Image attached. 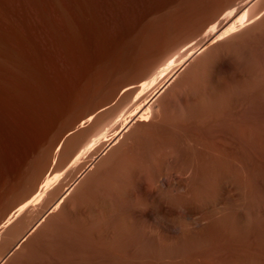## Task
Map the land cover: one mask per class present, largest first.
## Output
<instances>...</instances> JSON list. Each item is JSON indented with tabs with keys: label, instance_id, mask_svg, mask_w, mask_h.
Masks as SVG:
<instances>
[{
	"label": "rangeland",
	"instance_id": "rangeland-1",
	"mask_svg": "<svg viewBox=\"0 0 264 264\" xmlns=\"http://www.w3.org/2000/svg\"><path fill=\"white\" fill-rule=\"evenodd\" d=\"M80 1L82 2V0H79V2ZM87 1L90 2L89 5H91V8L93 9L91 11L93 12L92 14H94V17L92 16V22H94L93 24L95 25L98 24L97 27L101 28L102 31L97 30L96 26L94 29V26L92 28L90 24H85L86 20L84 19V15L80 17L81 15L73 14L70 18L69 16H63L62 18L61 14L54 9L47 10L49 13H46V11H43L42 13L39 12L35 14L36 16L33 15V17L29 16V14H27L28 16H23L26 26L24 25L25 27L22 29L23 26L14 25L12 21L2 13L3 11L0 7V25L3 29H1L2 34L4 33L3 35L6 39L11 41L9 43H12L11 45L14 48L16 47L18 50L21 49L23 53L22 56L27 57L34 68V72L32 70L30 77H24L21 74L26 81L23 80L22 76L19 73H16L15 70L6 69V72H0L1 74L3 73L1 76L7 78V81L12 79V77L15 79H12V81L10 80L12 85L9 84L12 86L10 87L11 89H18L14 90L15 93L18 91V95L16 93V101L14 102L16 105H13V108H15L14 110L18 117H21V123H25L28 126L26 127V125L23 124L24 127H26L25 130L28 134V145L24 158H13L9 160L8 163L5 161V164L4 162L2 163V159H0L2 163L1 165H3L2 167L0 165V212L11 196L25 188V184L27 183L22 181L23 173L27 168L29 170L33 164L35 165L37 162V153L43 146L45 140L52 137L64 136L67 128L70 127L71 124L73 125L76 123L81 114L85 113L86 110V112H90V110L97 111L99 107L106 104L110 106L107 110L108 113L106 112L107 114L105 113L101 116V118H103L102 130L108 128L110 130L108 129L106 132L103 130L104 132L102 131V133L105 137L110 136V133L113 131L112 124L114 123L115 118L116 120L117 118L123 119V117L129 112L135 110L138 105L137 99H139V89L129 93V95L124 98L126 100H122L123 102H119V98L122 94L119 90H121L122 83H125L133 74L145 68L149 62L156 58L159 53L166 49L167 46L180 40V38L194 28V26H196L197 23H199L207 13L213 9V7L215 8L216 5L222 2L221 0H148L145 3V6H143L144 9L142 8L145 11L142 9L140 10V8L138 10L131 9L129 13L125 14V12H121V7L123 6L122 0ZM120 1L122 2L120 3ZM237 1L239 2L241 0ZM82 3L84 4V2ZM106 4H111L116 10L114 16L115 18L117 17V27L109 24H106V26L100 16V12L98 11V13L96 11L97 8L98 10L100 9V5L104 6ZM118 10L120 12L119 14L117 13ZM116 13L119 16H116ZM120 16L122 17L119 18ZM69 25L72 27H69ZM124 27L127 28V30ZM194 36L199 37L197 33L193 34V40L191 42L197 39H194ZM237 45H239V48L237 46L232 50L235 51L237 49L238 51H236L235 54L233 51L230 52L228 58L237 62V66L240 65L238 69L240 68V76L242 75L241 77L243 78L236 76L238 77V80L235 77L236 80L234 81L229 78L231 83L228 81L227 84L229 83V86L227 85V87H230V84L232 85V83V86L234 87L235 82L236 86L238 85L237 82H239V86L237 88L236 86L234 88L231 86V89H227L228 92L226 96H229V98L226 97V100L228 101L230 99L231 102L228 101L230 104L232 101H235V103L239 102L237 105H240L239 107L242 112L249 106L255 107L256 110L261 108L257 111V113H259L264 108V31L261 30L260 32L258 31L249 35ZM185 46L186 45L183 47L177 46L179 48H177L178 51L174 54L175 58L180 55L181 50L179 49H183ZM15 74L16 76H13ZM17 75H20L21 77ZM33 75H35L36 78ZM16 79L19 80V83H17L18 81ZM27 80H30V82H27ZM13 82L17 83V85L15 84L14 86ZM231 94L233 95V99L230 98V96L232 97ZM189 103H191V101H189ZM183 105L185 104L181 102V107ZM185 106H183L184 108L182 107V111L183 109L185 111ZM24 120L25 122H23ZM107 124H109V127ZM206 127V125L203 126V129L201 130H204ZM174 128L175 132L172 131L174 134L171 136L172 139H170L171 145L174 148V150L172 149L171 151H173L174 154L171 151L168 152L166 154L167 156L163 158L165 162L162 160L161 152H157V148L154 147L155 145L153 142L159 140L156 138V135L154 136L155 140L153 139L155 133H153L152 136L142 138L141 141L144 146L141 145L140 141L139 148H136L138 152L137 150H134L129 153L122 152L118 155L115 154L114 156H111L113 158H110V163H107L108 165L106 164V166H104L105 168L103 167L101 169L102 173L97 182L90 186L86 185L85 187H82V189L76 193V201L72 202L69 200L71 194L68 195L66 200L69 209L62 212L57 208L54 209L55 211L53 210L50 212L48 216L45 217L47 220H42L35 230L29 234L28 238L24 240L22 243L24 248H22L21 245L20 248H17L14 251L12 249L15 244L46 213L48 208L58 199L65 188L72 184V182L78 177V174L84 171V169H87L91 162L92 164H94V162L96 164L102 157L106 154L108 155L111 149H101L95 151V153L92 151V154L90 153L91 155L88 156L86 154L87 157L85 155V158H81L78 165L77 163L75 165L67 164L69 163L70 158L66 159L65 162H61L64 161L61 158V160H59L57 158L55 159L53 156L49 157L47 159L48 161H46L48 165L56 166L57 164V166H60L54 170V173L56 172L58 178L53 183V189H49L50 191H48V193L46 192L45 196H43L35 205L28 207L29 209H26L27 211L29 210L28 212L25 210L24 213L20 214L22 216H16V218H13L14 220L12 219L11 223L8 224V227L6 228L8 231L5 232V229L0 233V260L7 254V256H9L3 264H264V250L262 252V250L251 249V247L253 248L252 240L250 238L251 236L248 234L247 230L245 232L242 225L240 226L241 230L238 228L239 224L237 225L236 228L239 232L235 230V236L233 235L231 238L232 241L223 240L224 237L220 232L217 233L219 230L216 231L217 228L215 226H213L214 228L210 227V229L209 227L208 229L204 227L203 231L200 227L199 230L197 227L193 228V230L191 228L190 233H188L187 236L185 235L181 237L183 239L174 238L170 240L165 237L162 238V235H160L155 238V240H151L152 238L149 237L146 229L147 225H144L145 222L142 220H134L125 212V209H127L128 206H137L139 204L138 206L142 208L146 205L144 204L145 201H141L143 199L139 194L135 193L138 191L136 184L137 179L150 176L153 177V175L158 174L160 171H163V173H169L174 167H178V164L182 162L179 158L183 157L182 159L184 160L186 152L184 153V148L181 146L180 139L178 140L179 137L177 136L180 127L176 125ZM105 133L108 134L106 135ZM150 143L152 146L148 147ZM242 147L241 156L239 155V157H237V159L239 158L237 160L239 162L236 164L238 166L232 163V161L230 162L231 159H228L231 158V155H225V157L224 154H222L223 156H221V154L220 156L217 155L218 159L220 158L222 161L226 160L223 163H226L225 165L228 167V175L221 174L220 176V173L217 172L219 169L217 168V170L216 167H213L216 164L213 159L209 160L211 166L210 169L212 171L215 169L217 170H215L216 172L214 171L215 173L213 172L218 178L217 180L220 181V177L222 179L225 178L223 179L225 182L233 183L235 190H239V192L242 191V194L240 195L241 198L246 196L247 200L252 198V201H254L253 203L259 204L264 201L263 137L260 136V134L255 135L254 138L245 135L242 138ZM56 148H58V143L54 146V149ZM150 148L155 149V152L152 150L153 153L149 155L148 151H150ZM175 150L177 151L175 152ZM196 151L194 153V155L197 153L195 155L197 157L196 159L201 158V152H198V150ZM152 154L153 156H151ZM56 160L60 162L58 163ZM171 160L174 161L172 162ZM177 161L180 163H177ZM155 162H158L157 165H155ZM162 163H164L163 166ZM206 183L207 185L209 184L208 186L211 188H209L211 190L210 192H212V183H208V181ZM247 186L249 187L248 190ZM180 190L183 191L182 189ZM198 190L199 194L197 195V198L199 199H196V202L198 201L196 203L197 206H206L208 203L213 202L218 203V198L216 197V199L215 195H212L215 191L209 193L208 195L210 196L207 195L206 197L204 194L200 196L202 188ZM243 191L244 193H248L243 194ZM171 192L172 191H169L168 189L159 190L158 194L160 195H158V198L161 197V201L170 199L172 201L173 199L172 202L175 204L177 202V205L182 209L191 204V200L188 196L183 197V194L181 195L182 197H180L175 191H173V193ZM249 193L251 196L248 195ZM138 197H140V199ZM176 197L178 198L175 199ZM200 198L202 200H200ZM160 200H156L153 204L154 209H158L156 211H159L158 215H160V218L162 217L161 219L164 222L171 219L176 221L179 216L176 214H173V216L166 215L161 209ZM248 201L251 203V200ZM216 206L215 207L220 210L219 205L217 204ZM216 208L213 209L215 212H213V210L207 211L208 214L210 212L213 213H210V216H206L210 218L213 216L214 218L212 219H215L218 211H216ZM204 214H206V212ZM238 220L241 221L239 216H236V221L238 222ZM194 229H197L198 231H194ZM206 230L207 232L209 231V233L211 232V234L207 233ZM212 231L214 235L213 238H211L213 236ZM10 232L11 234L9 235ZM101 232H104L106 234L104 236L106 237H100ZM243 233H245L248 238L243 235ZM209 235L212 236L210 237ZM249 241L251 243H249ZM239 242L241 244H239ZM171 254L174 255L172 256Z\"/></svg>",
	"mask_w": 264,
	"mask_h": 264
},
{
	"label": "bare ground",
	"instance_id": "bare-ground-1",
	"mask_svg": "<svg viewBox=\"0 0 264 264\" xmlns=\"http://www.w3.org/2000/svg\"><path fill=\"white\" fill-rule=\"evenodd\" d=\"M122 1H120V3L121 2L123 3V6L121 7L122 10L121 9L119 10H121V12H125L126 14V13H129L131 9L133 10H138L139 8L140 10L142 8L144 9L143 6H145V3L148 0H122ZM221 1L222 2L216 5L215 8L213 7V9L210 10V12L207 13V15L199 23H197L196 26H194V28H192L190 31L184 34V36L181 37L180 40H178L172 45L170 44L169 46H167L166 49H164L161 53L158 54L156 58H154L151 62H149V64L145 68L133 74L131 78L129 77L130 78L128 79L129 81L127 80L125 83L123 82L122 85L120 84L122 87L120 86L121 90L119 91L122 94H121V97L119 98L120 100L119 102H121L126 96H128L129 93H132V91L134 92V90L139 89L140 91V93L138 92L139 96L137 95L139 97V99H137L138 105L135 110L129 112L125 117L122 116L123 119L117 118L116 120L115 118V121L112 124L113 131L112 132L109 131L111 132L110 136L105 137L104 134L102 133L104 129L102 130V124H103L102 119L103 118H101V116H103L106 112L108 113L107 110L110 106L106 104L104 106L99 107L97 111L90 110V112H86L87 111L86 110L85 113L81 114V116L78 118L76 123H74L73 125L71 124V126L67 128V131L66 133H64V136L60 137L59 136L60 134H59L57 135L59 137H52L44 141L43 146L39 149L37 153V159H36L37 162L35 163V165L33 164V166L29 170L27 168V170L23 173L22 181L24 183H27L25 184L26 185L25 188L21 189V191L11 196L10 199H8V201L4 204L0 212V233L8 227V224L11 223L13 218H16V216H22L20 214L24 213L26 209H29L28 207L35 205L37 202H39V200L43 196H45L46 192L48 193V191H50L49 189L52 188L53 183L58 178V175L56 174V172L54 173V170L60 166L59 165L57 166V164L56 166L48 165L46 161H48L47 159L49 157L53 156L55 159L56 158L59 160L63 159L64 161H61V162H65L66 159L70 158V161L67 164L75 165L77 163L78 165L79 164L78 162L80 161V159L83 158L86 154L88 156L91 155L92 151H94L95 153V151H98L101 149L103 150L111 149V150L109 151L110 153L108 155L106 154L96 164L95 162L94 164H92L91 162L90 166L87 169H84V171L78 174V177L72 182V184H70L68 187L65 188V190L58 197V199L48 208L46 213L26 232V234H24V236L15 244L12 250L15 251L17 248H20L24 240L28 238L29 234H31L32 231H34L35 228L42 222V220L46 219L45 217H47L48 214L52 212L54 209L59 208L62 212H65L67 209H69L67 207L68 203H67L66 197L71 194L69 197V200H71L72 202L76 201L77 200L76 193L79 192V190L82 189V187H85L86 185L90 186L91 184H94L95 182H97V180L100 178L101 173H102L101 169L104 166H106L107 163H110L109 162L110 158H113L111 156H114L115 154L118 155L119 153H122V152L129 153L134 150H137L139 148V143L142 140V138L152 136L153 133H155L153 135V139H154V136L156 135L157 136L156 138L159 140H156V142H153V144L155 145L154 146L155 148L159 149V150L156 149V151L161 152L162 160L164 161L163 158L167 156L166 154L170 152L172 149L174 150V148L171 145L170 139H172L171 136H173L175 132L174 127H176L177 125L180 127L179 131L177 130L178 131L177 136L179 137L178 140L180 139L181 146H183L184 148L183 149L184 153L186 152L185 153L186 156L184 157V160L182 159L183 157L179 158L180 161L182 160V162L180 163L179 161H177V163H180L178 164L179 166L174 167L173 170L170 169L171 171L169 173H166V172L163 173V171H160L159 173L157 172L158 174L153 175V177L150 176L151 179L150 177H147V178L143 177V178L137 179L136 184H137L138 191H136L135 193L139 194V196L143 199L141 201H145L144 204L146 205H144L145 207H142V208L138 206L139 204L137 206H131V207L128 206V208L125 209V212L127 213V215L134 220H142L145 222L144 225L145 224L147 225L146 229H147L149 237L152 238V239L150 238L151 240L153 239L155 240V238H157L160 235H162V238L165 237L170 240L174 238H181L185 235L187 236V234L190 233L191 228L193 230V228L197 227L199 230V227H200L202 228V231H203L204 227H206L207 229L209 227L210 229V227L215 226L217 228L216 231L219 230L217 233L220 232V234L224 237L223 240L228 241V240H231V238L233 237L235 230L238 231L236 227L239 224L238 228L240 229V226L242 225V227L245 229V232L247 230L248 234H250L251 236L250 238L252 240V245H253V248L251 247V249H254V250L258 249V250H262L263 252L264 250L263 248V245H264V201L260 202L259 204H255L253 203L254 201H252L251 197H250L251 199H248V200H251V203L250 201L247 200L246 196L242 195L246 199L244 197L241 198L240 195L242 194V191L239 192V190L238 191L235 190L233 183L225 182L223 180L225 178L222 179L220 177L219 178L220 181L217 180L218 178L215 176L214 173L219 169L217 172L220 173V176L221 174L228 175V171H229L228 167L227 165H225L226 163H223L226 160L222 161L220 160V158L218 159V156H220V154L221 156H223L222 154H224V157L225 155H231L230 156L231 158H228L229 160L231 159L230 162L232 161V163H234L235 165L238 164L237 162L239 161L237 160L239 158L237 159V157H239V155L242 152L241 150L244 147V146L242 147V138L245 135L248 137L254 138L255 135L260 134V136H262L264 140V108L259 113H257V111L261 108L256 110L255 107L249 106L247 109H245V111L242 112L239 107L240 105H237L239 104V102L235 103V101L234 102L232 101V103L230 104L228 103L230 99L228 101L226 100V97L229 98V96H226V94L228 90L231 89L230 87L233 85L232 83V85L230 84V87H227V85L229 86V83H231L229 78L232 79V81H234L236 80V78L238 80V77L240 76V72H239L240 68L238 69L240 65L237 66L238 65L237 62L232 61L231 58L230 60L228 58L229 54L230 52L234 50L235 47L238 46L239 48V45L241 43L239 45L237 44L241 40H244L246 37H248L249 35L255 32H258V31L260 32L261 30L264 31V0H241L239 2L237 0H221ZM80 2L79 0H0V7L3 11L2 13L5 16H7L14 25L23 26L22 29L26 26L25 24L26 22L23 20L24 19L23 16L29 14V16L33 17V15L36 16L35 14L39 12L42 13L43 11H46L47 13L48 12L47 10L49 9L51 10L54 9L57 12H59L62 18L63 16H66V17L69 16L70 18L73 14H78L79 16L81 15L80 17L84 15V19L86 20L85 24H90L92 28L94 26V29H95V26L97 27L98 24L95 25L93 24L94 22H92L93 20L92 16L94 14H92L93 12H91L93 9L91 8V5H89L90 2H88L87 0H82L84 4ZM110 5H107V4L104 6L100 5L99 7L100 9L98 10L97 8L96 11L100 12V16L105 22V25L109 24L114 27L115 26L117 27V24H116L117 17L115 18L114 16L116 10L114 7H112V5L111 6ZM119 10L117 11L118 14L120 13ZM117 13H116V16H119L117 15ZM74 16H77V15H74ZM121 17L122 16H120L119 18ZM112 26H109V27H112ZM69 27H72V26L69 25ZM1 29H2V26L0 28V72L5 71L6 69L7 70L12 69V70H15L16 73H19L20 75L22 74L24 77H28V76L30 77L32 70L34 72V68L32 67L33 65H31V62L29 61L27 57L22 56L23 53L21 49L18 50L16 47L14 48L11 45L12 43H9L11 41H8L9 39L8 40L6 39V37L3 35L4 33L2 34ZM125 29L127 30V28ZM97 30L102 31V29L98 27H97ZM195 33H197L199 37L194 36L193 38L194 39L197 38V39L191 42L193 40L192 35ZM184 45L186 46L183 49H179L181 50L179 57L175 58L174 54L176 51H178L177 48H179L177 46L183 47ZM236 51L238 50L236 49L235 51H233L234 54L236 53ZM2 74L0 73V159H2V163L4 162L5 164V161L6 163H8V161L13 158H16V159L24 158L25 153L27 151V145H28V134L25 129L28 126L25 123H23L24 125H26V127H24V125L21 123L22 122V120L20 119L21 117H18V115L15 113V110H14L15 108H13L14 107L13 105H16V103L14 102L16 101L15 99H16V96L18 95L17 93L18 91H16L17 93L16 95L14 90L17 88L14 87L15 89L13 90V88L12 89L10 88L12 86H10L9 84L12 85L11 81L14 78L12 77V79H10L11 81L9 80L11 82L10 83L9 81L6 80L7 79L6 77L4 78V76H1ZM20 75H17V76H20ZM35 75L33 76L35 77ZM13 76H16V74ZM23 76H22L23 80L26 81V79ZM241 76L240 78H243ZM18 79L20 80L19 77ZM19 80H17L18 81L17 83H19ZM228 81L230 82L227 84ZM27 82H30V80H27ZM13 83H14L13 84L14 86L15 84L17 85V83L15 82ZM237 83H238L237 86H236V82L234 83L236 88L239 86V82ZM230 98L233 99V95L232 97L230 96ZM189 101H191V103H189ZM181 102L186 105V106L183 105L186 108L185 111L184 109L182 111L183 106L181 107ZM244 106H245V103H244ZM25 120L23 122H25ZM108 125L109 124H107V126ZM205 125L207 127L204 130H201L203 129V126ZM108 129H105L104 131L106 132V130ZM56 143H58V148L54 149V146ZM141 145H142V141H141ZM151 146L152 144L150 143L148 147H151ZM152 150H154L155 152V149L150 148V151H148L149 155L153 153ZM196 150H198V152L199 151L201 152L202 154L201 158L196 159L197 157L195 155L197 153L194 155ZM176 151L177 150H175V152ZM171 152L173 153V151ZM151 156H153V154ZM211 159H213V161H215L216 163V164L214 163L216 166L214 165L213 167H216V169L218 168L217 170L215 169L216 171L213 169L215 172L210 169L211 166H210L209 160ZM57 162L59 163L60 161H57ZM2 163L0 161V165ZM155 163H156L155 165H157L158 162H155ZM163 164L164 163H162V166ZM2 166L3 165H1V167ZM207 181L208 183L209 182L212 183V188H213L212 192L215 191V193L212 195H215V198L216 197L218 198V199L216 198L218 200V203L217 202L216 203L219 205L220 210L216 208L217 204L214 202H213L214 204L208 203L206 206H197L196 204L198 202V201L196 202V199L197 200L199 199L197 198L198 197L197 195L199 194L198 189L202 188L201 190L202 193L200 194V196L204 194L207 197L209 193H212L210 192L211 188L208 186L209 184L207 185L206 183ZM162 189L163 190L168 189L169 191L171 190L172 191L171 193L175 191V193L177 195H180V197H182L181 195L183 194H184L183 197L188 196L191 200V204H189L188 207L182 209L181 207L177 205V202L176 204L172 202L173 199L172 201L171 199L161 201L160 200L161 197L158 198V195H160L158 194V192L159 190H162ZM180 189H182L183 191H181ZM248 189L249 187L247 188V190ZM247 193H244L243 191V194H247ZM248 195H250V193ZM205 196H202V197H205ZM140 197L138 198L140 199ZM177 198L178 197H176L175 199ZM156 200L157 201L160 200L161 209L162 211H164L166 215L173 216V214H176L179 216L178 219H176V221H174V219H171V220H166V222H164L161 219L162 217L160 218V215H158L159 211L158 212L156 211L158 209L155 210L153 207V204ZM200 200L202 199L200 198ZM215 208H216V211L218 210L217 216L215 217V219H212L214 218L213 216L212 218L207 217L206 215H209L210 213L215 212L213 210ZM209 210L211 211L213 210V212H210L208 214L207 211ZM28 211L26 210V212ZM205 212L206 214H204ZM236 216H239L241 221L238 220L237 222ZM198 230L194 229V231H198ZM6 231L8 230L6 229L5 232ZM207 233H209V231ZM5 234H8V233H5ZM10 234L11 232L9 233V235ZM100 234H101L100 237H106L104 236L106 235L104 232H101ZM209 234H211V232ZM212 235H213V231H212ZM212 235H209V236L211 237ZM243 235L246 236L245 233H243ZM213 237L214 235L211 238ZM235 243H236V240H235ZM249 243L251 242L249 241ZM239 244L241 243L239 242ZM21 247L24 248L23 245ZM19 250H22V249H19ZM7 255H5L0 260V264H3L4 261L8 259L9 256ZM189 256H190V252H189Z\"/></svg>",
	"mask_w": 264,
	"mask_h": 264
}]
</instances>
